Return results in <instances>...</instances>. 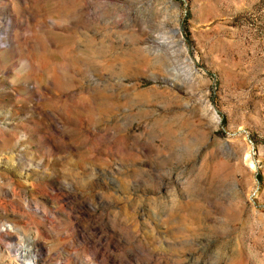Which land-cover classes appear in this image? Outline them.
<instances>
[{"label":"rangeland","instance_id":"1","mask_svg":"<svg viewBox=\"0 0 264 264\" xmlns=\"http://www.w3.org/2000/svg\"><path fill=\"white\" fill-rule=\"evenodd\" d=\"M10 224L44 264H264V0H0V264Z\"/></svg>","mask_w":264,"mask_h":264},{"label":"bare ground","instance_id":"2","mask_svg":"<svg viewBox=\"0 0 264 264\" xmlns=\"http://www.w3.org/2000/svg\"><path fill=\"white\" fill-rule=\"evenodd\" d=\"M6 227V229H2L3 231H7L5 232L6 234H9V230H15L19 237L21 236L19 239L20 242L14 243L13 246H11L12 250H15V253L12 256L14 259L10 261L9 264H44L46 262L44 255H47L48 251L44 243L38 239V232L27 236L24 230L18 229L12 224ZM10 239L12 240L13 237L10 236ZM2 251L3 255L7 253V257H11V249L9 247H2Z\"/></svg>","mask_w":264,"mask_h":264}]
</instances>
